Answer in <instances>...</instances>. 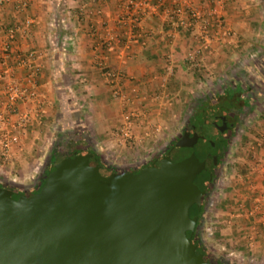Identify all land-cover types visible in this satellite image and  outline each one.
Instances as JSON below:
<instances>
[{
  "label": "crops",
  "instance_id": "1",
  "mask_svg": "<svg viewBox=\"0 0 264 264\" xmlns=\"http://www.w3.org/2000/svg\"><path fill=\"white\" fill-rule=\"evenodd\" d=\"M18 1L25 3L26 6L23 10H18L16 6ZM153 1L147 0L148 3H153ZM209 1L193 0V3L200 6L209 4ZM124 6L123 0H94L90 3H85V0H8L6 3L0 4V44L4 40L3 30L7 25H16L20 29L16 33L15 41L12 42L11 56L6 64L11 65L16 58L29 54L35 57V63L39 69L35 89L44 99L42 120L34 137L25 139V149L33 143L40 128H45L46 122L50 118L52 119L56 105L62 104L64 99V89L62 88L67 85L61 86L67 77L69 80L72 78L74 83V87H72L77 90L75 92L80 93L79 95V93L74 94L73 92L72 94L71 92L70 95L71 87L68 85L67 97L73 99L74 103L81 99L86 109V112L83 110V115L91 118L86 123L79 117L78 127L88 130L91 135L99 134L97 137L107 136L104 139L105 142L108 140L109 146L113 145L112 137L119 121L120 108L117 102L111 99L107 87L102 81L95 64L98 60L121 73L125 89L128 91L136 89L140 96L135 103L147 104L150 113L155 114V119L159 117V112L163 108L152 100V94L158 88L160 71L166 54H170L176 63L174 74L167 79L168 91L175 97L178 90L174 91L175 87H172V84L174 86L178 84L179 87L181 78L188 80V75H191L192 72L188 71L190 69L186 70L180 63L183 51L194 43V31L178 33L173 42H167L158 32V29L165 27L159 8L144 16L140 21V28L147 34L144 41L141 39L129 40L123 33V26L119 23L120 17L124 15ZM218 11L225 24L233 32L234 38L229 42H226L229 39L216 42L211 37L208 44L209 51L204 52L205 58L198 67L203 70L209 68L212 65L211 55H215L218 51H221L222 55L220 53L219 56L226 63L244 61L242 68L247 67L254 74L247 75V69L241 72L242 74L239 71L234 73L228 83L218 89V93L224 95L232 90L234 93L232 108L236 109L238 113L240 112L241 118L247 111L254 115V113L256 114L255 109L258 110L261 101L264 102V91L260 90L264 86V71L260 70L261 73H258V69L255 70L258 65L263 66L264 69V0H226L220 7L218 6ZM26 21L28 22L26 23ZM116 35L123 36L120 43L112 38ZM242 52L244 54L250 52L249 57L242 55ZM248 59L252 64L248 62ZM195 69L193 70L195 71ZM1 71L0 67V73ZM14 75L20 80L25 81L26 79V71L23 68H16ZM258 76H262V79H259L261 86L254 80H258ZM3 81L0 74V100ZM232 84L234 89H231ZM223 87L226 88L222 89ZM64 97H66L65 94ZM106 99L107 102L103 104ZM246 99L250 101L249 108L241 113L242 100ZM23 107L24 105L21 108ZM64 109L66 108L61 110L64 111ZM73 110L76 111L74 108ZM85 123L87 125H84ZM250 153H253L252 157L254 155L259 158L263 157L262 161L257 162L264 167V148L252 145ZM22 156L23 154L15 157L12 163L2 162L1 166L8 171L6 172L8 175L13 172L15 174L11 173L12 176L33 179L40 167L34 165L31 170L25 171V165L21 163ZM250 162H239L241 170L237 168L239 176L236 178L238 180L241 181L242 178L249 175L246 165ZM244 164L246 165L244 166ZM253 167L249 165L251 170ZM253 173H257L254 178L259 177V184L261 180L264 182L257 171H253ZM235 228L238 230L241 226ZM226 229L225 235L227 236L229 229ZM249 231H242V234ZM236 235L231 237L228 235L227 240L235 238ZM261 237L260 243L264 244V237ZM255 251L262 252L257 256L260 262H264L263 249L259 247L253 250V252ZM252 253L251 258H256L257 256Z\"/></svg>",
  "mask_w": 264,
  "mask_h": 264
},
{
  "label": "water",
  "instance_id": "2",
  "mask_svg": "<svg viewBox=\"0 0 264 264\" xmlns=\"http://www.w3.org/2000/svg\"><path fill=\"white\" fill-rule=\"evenodd\" d=\"M202 134L137 172H103L83 153L56 162L32 194L0 187V264H214L193 238L209 180Z\"/></svg>",
  "mask_w": 264,
  "mask_h": 264
},
{
  "label": "built area",
  "instance_id": "3",
  "mask_svg": "<svg viewBox=\"0 0 264 264\" xmlns=\"http://www.w3.org/2000/svg\"><path fill=\"white\" fill-rule=\"evenodd\" d=\"M7 1L0 0V4ZM92 1L94 0H85V3ZM123 1L124 15L120 17L119 23L123 26V33L129 40L144 41L147 34L140 28V21L159 8L165 27L158 29V32L167 42H173L178 33L194 31L193 45L187 47L181 56L180 65L186 70L199 66L205 58L204 52L209 51L208 44L211 37L216 42H223L226 39H229L226 41L229 42L234 38L233 32L218 11V6L220 7L226 0H208L209 4L200 6L195 5L193 0H154L153 3H148L147 0ZM16 6L18 10H23L26 5L18 1ZM18 30L20 29L16 25H7L3 30L4 40L0 44V67L2 68L0 74L4 79L0 100V159L3 163H12L15 157L25 152V139L34 137L37 127L41 125L43 114L44 99L35 89L39 72L35 57L28 54L16 58L11 65L6 64L11 56V45L15 41ZM122 37V35H116L112 38L120 43ZM95 64L111 99L116 101L120 108L113 141L123 145L126 142L136 143L156 137L161 130V124L157 118L155 119V114L150 113L147 104L135 103L140 98L137 90L125 89L118 70L109 67L101 60L96 61ZM174 65L176 63L172 56L166 54L160 71L158 88L152 94V100L163 110L174 98V94L167 88V79L174 74ZM16 68L25 69V81L14 75ZM22 105H24L23 108H21ZM256 143L264 148V138ZM254 169L264 179V167L257 162L252 170ZM234 217L249 219L252 224L250 231L244 234L249 246L260 231L263 233L261 236L264 237V193L251 197L247 207L239 202L235 212L228 215L225 223H231Z\"/></svg>",
  "mask_w": 264,
  "mask_h": 264
},
{
  "label": "rangeland",
  "instance_id": "4",
  "mask_svg": "<svg viewBox=\"0 0 264 264\" xmlns=\"http://www.w3.org/2000/svg\"><path fill=\"white\" fill-rule=\"evenodd\" d=\"M220 53L221 51H218L215 55H211L210 62H212V65L206 70L199 68V71H194L190 69L188 71H191L192 74L188 75L187 81L181 78L179 87L178 84L176 86L172 84V87H175L173 90L178 91L175 93V97L170 101V105L166 106L167 108L162 110L160 113L161 115L157 117L161 124V130L156 137L136 143L126 142L123 145H118L112 140L113 145L109 146L108 140L106 142L104 140L107 136L97 137L99 134L91 135L88 133V140L92 148L100 153L101 157L107 163L118 169L135 167L146 161L151 155L163 149L186 122L187 117L192 112L196 101H198L200 97L208 93L212 95L214 91H218V89L222 85L228 83L232 75L238 73V71L242 74L241 72L247 69V75L254 74V72H251V69L247 67L242 68V65L245 63L244 61L240 60L238 63L230 61L229 63H232L230 65L222 60V57L219 56ZM249 53L250 52L244 54V52H242V55L248 58ZM248 62L252 64L250 59H248ZM256 69H258V73L264 71L263 66L260 67L258 65L255 70ZM66 71L68 70L66 69ZM67 78L63 80L61 87H64L63 84L67 86L70 85L71 91L69 94L71 92L72 94L73 92L74 94H78L79 92H75L76 89L73 88L74 83L72 78L71 80ZM259 79L261 80L262 76H258V80H254L261 86ZM67 86L62 88L64 89L66 97L68 96V94H66L68 93ZM262 88L263 89L260 90L264 91V86ZM64 94L62 104L56 105L55 109L53 108L55 112L52 119L50 118V121L48 120L46 122L45 128H40L38 135L36 134V137L33 139V143L30 144L26 152L23 153L21 163L25 165V171L31 170L34 165H37L38 168L41 166L52 141L63 128L78 125L79 117L86 123L90 121V117H85L83 115V110L86 112V109L81 102L82 100L79 99V102L76 101L77 103H74L73 99L64 97ZM106 102L107 99L103 101V104ZM261 102L258 110L255 109L256 114L254 113L253 115L250 111H247L241 118V124L238 126L235 135L231 138L224 158L216 169L214 181L210 186L208 196L205 198V205L199 225V236L207 251L214 256H221L234 264H264V262H260L258 259L259 254H262V252H253L254 249L259 247L264 251V244L260 243L262 241L260 238H262L261 235H263V233L260 231L256 234L253 238V243L249 246L244 238V233L242 234V231H249L251 228H247V226L252 225L248 219L232 218L231 223H225L228 215L235 212L238 202L245 203L247 207L251 197L264 193V189H262L264 188V182L261 180L260 185L258 182L259 177L254 178L257 174L253 173L255 169L252 171L249 168V165L253 167L257 161H262L263 159V157L259 158L257 155V157H255V155L252 157L253 153L249 154L250 146L254 145L258 147V145H255L256 142L264 138V102ZM80 103L81 105L79 106ZM62 105L66 106V111L61 110ZM72 107L76 109V111H72ZM64 113L65 115L67 114V116H65ZM86 123L84 125H87ZM241 161H244V163H249L251 161L252 163L250 162V164L247 165L244 164V166L246 165L247 167L246 170H248L249 175H246V177L242 178L243 180L240 181L236 176H239L237 168L240 167L239 162ZM1 165L2 160L0 159V181L2 182L12 186L22 187L33 180L22 177L18 178L16 175L12 176L11 173L13 172L8 175L6 173L8 171ZM259 176L262 179L260 174ZM236 226H241V228L236 230ZM226 228L229 229V237L237 234L235 238L227 240L228 235H225V233H227ZM251 253L254 256H258L256 258H251Z\"/></svg>",
  "mask_w": 264,
  "mask_h": 264
},
{
  "label": "flooded vegetation",
  "instance_id": "5",
  "mask_svg": "<svg viewBox=\"0 0 264 264\" xmlns=\"http://www.w3.org/2000/svg\"><path fill=\"white\" fill-rule=\"evenodd\" d=\"M231 86L234 89V85L232 84ZM208 97L212 98V96H210V95H208ZM201 98L202 97H200L199 99H201ZM208 101L210 102V103L209 102L208 103L210 104L211 108H206V109L209 112L206 113L203 111L202 117L197 116V114H196L197 112H196L195 113L196 117H194V120H192L190 124H187V125L183 124V126L180 129V135L178 136V138L181 137V135H183V134L190 135L193 132V128H199L203 132L202 139L200 141V147L202 149H205L207 151V153H206V155L199 156V160L204 162V166L206 169L204 172H202V173L199 172V173L202 176L207 177L209 179L208 183H210V181L211 182L214 181V177L216 174L215 172L217 169V167H216L217 162H219V161L222 162L224 155L227 151L229 142H230L231 138L235 135L237 128L240 125L242 119L240 117V112L238 113V111H236V109H234V108H228V109L224 108L223 109V106H224L223 104L225 103L224 99L216 100L213 98V99L208 100ZM201 102H203V101H198V102L196 101V104L194 105L192 112H194L196 110L200 111V108L196 109V106L200 105ZM76 128H79V127H76ZM208 129H210V130H208ZM63 134H64L63 130L60 131L59 133H57V136L52 141L51 146L49 148V151L46 154V156H45V158H44V160L40 166V169L37 172V175L33 178V180H31L30 183H28L22 187L12 186V185L8 184L6 188H10L11 190H13L17 193L29 195V194H32V193L38 191V189L41 186V183L44 179L43 176H46L48 173L46 175H43V174H45V172L47 170H49V172H50L53 169L54 164L56 162H58L60 159H62L64 157H73L74 155H79V154H83V153H85V154H83L84 156L89 155V157H92L93 159H95L94 155L90 154L87 149H85V150L78 149L77 147H72L73 144H69L66 142H64L60 146L57 145V143L60 140L59 137L61 136L62 138H64ZM66 138L75 139V137L71 136V135H66ZM220 139H221V141H220ZM168 145H169V143H168ZM68 148L69 149L72 148V150L68 151L67 150ZM164 148H166V147H164ZM164 148L159 150L156 153V156H154L151 161L144 164L143 166L141 165L142 163H140L139 165H137L135 167H128L127 171H123V172H121L122 168L121 169H118V168L115 169V168L111 167L113 169L112 172H117V173L137 172L140 168L146 166L147 164H149L153 160L159 158L165 152V151L163 152V150H165ZM54 153H55V155L60 153L61 157L55 163H53L52 169H49L50 164H51L50 160L52 159V157H53L52 154H54ZM48 156H50L51 158L48 159ZM46 159H47V161H46ZM96 162H97V160H96ZM139 166H141V167H139ZM201 201H203L202 197H201ZM200 219H201V217H200ZM224 261H227V260L224 259ZM231 263L232 262L228 261V264H231Z\"/></svg>",
  "mask_w": 264,
  "mask_h": 264
},
{
  "label": "trees",
  "instance_id": "6",
  "mask_svg": "<svg viewBox=\"0 0 264 264\" xmlns=\"http://www.w3.org/2000/svg\"><path fill=\"white\" fill-rule=\"evenodd\" d=\"M58 63H59V60H58ZM199 68L200 67H196V69L195 70H197V71H199ZM200 69H202V68H200ZM59 72V71H58ZM226 88V87H225ZM224 87L222 88V89H225ZM231 89H233V87L231 86ZM208 95H210V96H212V98H209L208 97ZM233 96H234V93H233V91L232 90H229V92H228V94H220V93H218V91H214L213 93H212V95L210 94V93H208L207 95H203V97L201 98V99H198V101H203V102H201L200 103V105H197L196 106V109H198V108H200V111H194V112H191L190 114H189V116L187 117V119H186V122L184 123V125H187V124H190L191 123V121L192 120H194V117H196V114H197V116H199V117H202V112L204 111V112H206V113H208L209 111L206 109V108H211L210 107V102L208 101V100H211V99H216V100H222V99H224L225 100V103L223 104L224 106H223V109L224 108H232V103H234V98H233ZM204 98V99H203ZM197 101V102H198ZM64 102H66V101H64ZM209 102V103H208ZM250 101L249 100H242V106H243V109L241 110V113H243V110L245 111L247 108H249V103ZM205 105H204V104ZM65 105V104H64ZM222 106V105H221ZM61 108H66L65 106H63L62 105V107ZM65 110H67V109H64V111ZM197 112V113H196ZM199 112V113H198ZM196 113V114H195ZM76 125V124H75ZM76 127H78V125H76V126H69V127H67V128H63V132H64V134H63V136H64V138H62L61 136L59 137L60 138V140H59V142L57 143V145H61V144H63L64 142H66V143H69V144H73V146L72 147H77L78 149H82V150H85V149H87L88 150V152L90 153V154H92V155H94V158L97 160V164H99V169L101 170V171H103V172H106V171H113V169L112 168H115L116 169V167H114V166H112V165H110L109 163H107L102 157H101V155H100V153H98L95 149H93L92 148V145H91V143L89 142V140H88V130H86V129H80V128H76ZM66 135H71V136H74L75 137V139H68V138H66ZM76 135V136H75ZM180 135V130H178L177 131V134L173 137V138H171L170 140H169V145H168V143H167V145H165V147L166 148H164L165 150H163V152L164 151H166V149H168L169 148V146H171L173 143H174V141L178 138V136ZM62 138V139H61ZM68 151L70 150H72V148L71 149H67ZM162 152V153H163ZM53 155V157H52V159L50 160L51 161V164H50V167H49V169H52V166H53V163H55L60 157H61V154L60 153H58L57 155H55V153L54 154H52ZM154 156H156V153L155 154H153V155H151L146 161H144V162H142V166L144 165V164H146V163H148L149 161H151L152 160V158L154 157ZM51 157L50 156H48V159H50ZM94 159V160H95ZM95 160V161H96ZM46 161H47V159H46ZM220 162V161H219ZM219 162H217V166L216 167H218L220 164H221V162L219 163ZM112 167V168H111ZM139 167H141V166H139ZM239 170H241L240 169V167H239ZM123 171H127V168H122L121 169V172H123ZM47 173H49V170H47L46 172H45V174H43V175H46ZM44 177V179H43V181H42V183H41V186L43 185V183H44V180H45V176H43ZM211 184H212V182L210 181V183H208L207 184V186H206V189H205V191H204V194L202 195V199H203V201H200V205H199V210H198V213H197V217H196V220H195V223H194V228H193V238H194V242H195V253H200L201 255H202V257L204 258V260L205 261H208V262H212V263H214V264H228V261H224V258H222L221 256H214V255H212L211 253H209L208 251H207V249L205 248V246H204V243H203V241H202V239L200 238V236H199V225H200V223H201V219H200V217H201V214H202V211H203V209H204V203H205V198L208 196V194H209V189H210V186H211ZM7 183H5V182H2V181H0V187H7ZM40 186V187H41ZM39 187V188H40ZM39 190V189H38ZM227 262V263H226ZM231 264H233V263H231Z\"/></svg>",
  "mask_w": 264,
  "mask_h": 264
}]
</instances>
